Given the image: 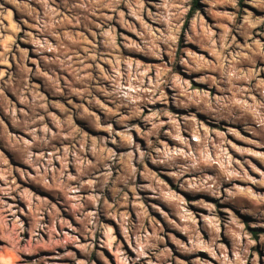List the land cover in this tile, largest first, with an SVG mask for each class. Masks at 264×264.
<instances>
[{"label": "rangeland", "instance_id": "374dc122", "mask_svg": "<svg viewBox=\"0 0 264 264\" xmlns=\"http://www.w3.org/2000/svg\"><path fill=\"white\" fill-rule=\"evenodd\" d=\"M190 6L0 0V264H264V0Z\"/></svg>", "mask_w": 264, "mask_h": 264}, {"label": "trees", "instance_id": "16d2710c", "mask_svg": "<svg viewBox=\"0 0 264 264\" xmlns=\"http://www.w3.org/2000/svg\"><path fill=\"white\" fill-rule=\"evenodd\" d=\"M198 6V0H191V6L186 14V19L188 20L189 18H191V16L193 15V13L195 12V10L197 9ZM254 235H256V233L254 232Z\"/></svg>", "mask_w": 264, "mask_h": 264}]
</instances>
